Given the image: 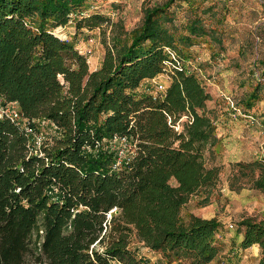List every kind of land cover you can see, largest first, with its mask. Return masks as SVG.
I'll list each match as a JSON object with an SVG mask.
<instances>
[{
	"label": "trees",
	"instance_id": "16d2710c",
	"mask_svg": "<svg viewBox=\"0 0 264 264\" xmlns=\"http://www.w3.org/2000/svg\"><path fill=\"white\" fill-rule=\"evenodd\" d=\"M196 1L145 8L129 41L113 38L92 70L76 44L56 34L69 23H108L90 0H0V101L14 104L33 133L41 120L58 129L34 148L21 123L0 117V264H151L131 250V233L162 264L231 263L221 256L217 218L181 216L220 175L206 158L221 143L211 95L188 55L199 39L222 47L225 20L207 24L215 6ZM178 3H188L181 24L170 12ZM254 65L264 76V58ZM163 73L164 92L141 91ZM258 99V86L244 108L232 98L245 114ZM122 138L126 152L112 149L109 141ZM236 165L264 191V157ZM238 224L239 247L258 246L264 264V219Z\"/></svg>",
	"mask_w": 264,
	"mask_h": 264
},
{
	"label": "rangeland",
	"instance_id": "374dc122",
	"mask_svg": "<svg viewBox=\"0 0 264 264\" xmlns=\"http://www.w3.org/2000/svg\"><path fill=\"white\" fill-rule=\"evenodd\" d=\"M165 1L90 0V4L105 14L109 22L92 30L78 29L75 23H69L56 29V34L73 41L80 51L84 50L83 47L90 49L91 54L86 56L91 69L102 62L106 46L112 43L113 38L129 41L132 32L141 24L145 8ZM196 5L201 8L215 6L204 15L207 24L214 26L218 19L225 20L223 33L220 35L222 47L210 37L199 39L190 48L188 55L190 65L200 69V78L211 95L207 110L215 117L218 129L216 133L220 134L218 138L221 143L216 155L210 159L207 154L206 158L209 166L219 167L220 175L214 187L200 191L190 198L182 208L181 216L185 222L190 216L217 218L221 223L217 238L234 240L241 231L238 224L241 220L248 217L264 219V191L254 189L252 175H241L242 171L236 165L264 157V76L254 65L258 58H264V0H197ZM170 12L173 13L176 24L184 23L189 13L188 3H178ZM89 38H93L94 42L89 43ZM221 48L222 52H219ZM157 82L169 84L165 76L158 77ZM143 84L142 92L159 94L151 79L145 80ZM257 86L259 99L250 110L254 120L234 116L226 97L233 98L244 108L243 98ZM13 108L15 106L3 105L0 101V117L2 111ZM20 122L27 126L24 121ZM57 134L58 129L53 123L38 121L37 132L32 135V145L39 148L45 140ZM126 143L109 141L112 149L124 152L128 148ZM206 196L208 202L205 203ZM230 224L233 228L229 227ZM130 248L138 257L151 264H162L161 258L151 253L134 233L130 236ZM233 252L234 249L230 250L226 246L221 256L229 259L232 264L254 263L253 255L243 263L234 260Z\"/></svg>",
	"mask_w": 264,
	"mask_h": 264
},
{
	"label": "built area",
	"instance_id": "2783aa9c",
	"mask_svg": "<svg viewBox=\"0 0 264 264\" xmlns=\"http://www.w3.org/2000/svg\"><path fill=\"white\" fill-rule=\"evenodd\" d=\"M88 42L89 43H93L94 42V39L93 38H89ZM83 49H84L83 51H80L79 50L81 54H83L85 56L91 54V50L88 49L87 47H83ZM172 56L174 57V54H172ZM161 76L162 77L165 76L166 79H167V81H170V76H169L168 73L160 74L157 77L151 79V83L154 84V87L156 88V90L158 92H164L165 89H166V87H167L166 84H162V83H158L157 82L158 77H161ZM226 99L228 101L229 107L233 111V115L234 116L239 115V116L247 117V118L251 119L252 121L254 120L253 115H251V114H245L239 108H237L236 105H235V103L233 102L232 98L226 97ZM11 105L15 106L14 104H11ZM16 108L17 107L15 106V108H13L11 110L8 109V110L2 111V115H5V116L9 117L10 119H12L14 121H18L19 123H21L20 121H22V119H21V116H20V113H19L18 109H16ZM24 128H25V130H26V132L28 134H33V130L30 127L24 126ZM120 141L126 143V139L125 138H122ZM229 227L230 228H233V225L230 224Z\"/></svg>",
	"mask_w": 264,
	"mask_h": 264
},
{
	"label": "crops",
	"instance_id": "0c3cea01",
	"mask_svg": "<svg viewBox=\"0 0 264 264\" xmlns=\"http://www.w3.org/2000/svg\"><path fill=\"white\" fill-rule=\"evenodd\" d=\"M103 56H104V53H103ZM103 56H102V59H103ZM101 59V61H102ZM101 65V62L98 63L97 67H93L91 68L92 70H96L100 67ZM217 125V124H216ZM217 127V126H216ZM218 130V129H217ZM218 137H220V134H218ZM242 230L238 233V237L234 238V240H220V242L224 245V247L228 246L229 249H234L235 252H233V255L235 256L234 257V260H237L238 262H245L246 259H248L249 256L253 255L254 257V263L253 264H257L258 263V259H259V248L258 246H252L248 249H245V250H242L239 245H240V242L242 240ZM254 251V252H253ZM227 264H232V263H227Z\"/></svg>",
	"mask_w": 264,
	"mask_h": 264
}]
</instances>
